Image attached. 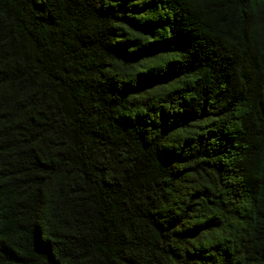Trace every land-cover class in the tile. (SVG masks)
Returning <instances> with one entry per match:
<instances>
[{
    "label": "trees",
    "instance_id": "16d2710c",
    "mask_svg": "<svg viewBox=\"0 0 264 264\" xmlns=\"http://www.w3.org/2000/svg\"><path fill=\"white\" fill-rule=\"evenodd\" d=\"M0 264H264V0H0Z\"/></svg>",
    "mask_w": 264,
    "mask_h": 264
}]
</instances>
